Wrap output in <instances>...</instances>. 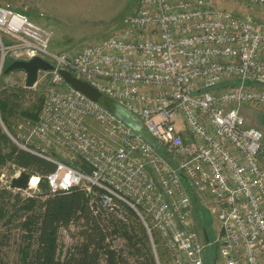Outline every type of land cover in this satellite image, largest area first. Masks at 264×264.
Listing matches in <instances>:
<instances>
[{"label":"built area","instance_id":"obj_1","mask_svg":"<svg viewBox=\"0 0 264 264\" xmlns=\"http://www.w3.org/2000/svg\"><path fill=\"white\" fill-rule=\"evenodd\" d=\"M228 1L264 10V0H141L119 34L72 52L53 51L47 28L0 5V76L9 60L55 67L38 73L35 86L49 84L31 143L21 145L56 166L50 191L81 188L125 223L132 210L174 264H205L213 245L198 231L190 186L210 201L225 263L264 264V133L241 113L264 107V21L222 8ZM59 70L138 117L163 153Z\"/></svg>","mask_w":264,"mask_h":264},{"label":"rangeland","instance_id":"obj_2","mask_svg":"<svg viewBox=\"0 0 264 264\" xmlns=\"http://www.w3.org/2000/svg\"><path fill=\"white\" fill-rule=\"evenodd\" d=\"M141 0H0V5L9 4L20 13L28 15L32 20L47 28L52 33L51 49L55 52H72L88 45L107 40L121 32L127 25L129 19L137 11ZM221 7L238 15L256 17L257 9H243L233 1L221 3ZM264 21V15L260 18ZM9 60V64L13 61ZM6 69V65L4 66ZM49 83L41 81L33 88L26 87V74L18 70L9 74L0 76V100L5 98L1 96L2 92H8L19 95V99L10 102L11 113L8 115V121L3 120V114L0 111V133L7 137L10 142L21 147V145L31 143L29 128L35 124L32 118L26 115H37L39 117L40 106L44 96L45 89ZM247 125L260 129L264 133V107L247 106L241 108ZM91 128L97 134H103L100 127L95 123H90ZM1 147L5 144L0 143ZM22 148V147H21ZM4 153V152H2ZM69 161H75L68 158ZM28 171L18 168L10 160L1 168L0 187H9L11 181L21 173ZM29 174V173H28ZM36 175H31V178ZM38 177V176H37ZM39 178V177H38ZM14 199L12 203H5L6 215L4 221L0 223L1 230L9 233V241L5 248L7 260L11 264L20 263L24 251L29 249L30 241L24 230V211L15 213L13 205L18 199L21 202H27L40 194L39 185L30 191L13 189ZM199 198V208L196 202L195 222L201 237L203 230L201 221H204L208 232L209 240L213 243L212 247L206 249L205 257L207 261L217 260V264H226L220 256L219 248L216 243L220 236L221 227L217 217L213 216L204 204L210 203L207 198ZM264 202V201H263ZM203 206V207H202ZM201 216V218L199 217ZM202 219V220H201ZM75 228L72 226L70 232L63 231L59 235V257L63 258L68 246L75 238L72 233ZM157 239L160 243L157 242ZM156 250L152 251L158 264H174L172 255L167 251L164 242L154 235ZM119 243V242H118ZM151 243V241H150ZM160 247V248H159ZM160 249L163 254H160ZM167 249V250H166Z\"/></svg>","mask_w":264,"mask_h":264},{"label":"trees","instance_id":"obj_3","mask_svg":"<svg viewBox=\"0 0 264 264\" xmlns=\"http://www.w3.org/2000/svg\"><path fill=\"white\" fill-rule=\"evenodd\" d=\"M8 62L6 67L10 65ZM1 96L5 98L0 100V111L7 122L11 113L9 103L21 97L8 92H2ZM26 116L38 121L37 115ZM0 143L5 144L3 148L0 145V177L1 168L10 160L40 178V194L36 198L24 203L19 199L13 202L15 213L24 211L22 226L31 239L29 249L23 252L18 264H158L149 236L132 210L125 207L128 214L125 223L96 205L92 207L81 188L52 193L46 181V175L56 168L52 162L15 145L1 133ZM13 191L0 187V223L6 215L5 203H12L14 199ZM72 226L75 241L60 258L59 235L70 232ZM8 241L9 233L0 228V264H11L5 253ZM157 242L160 243L158 239ZM159 252L163 254L161 249Z\"/></svg>","mask_w":264,"mask_h":264},{"label":"water","instance_id":"obj_4","mask_svg":"<svg viewBox=\"0 0 264 264\" xmlns=\"http://www.w3.org/2000/svg\"><path fill=\"white\" fill-rule=\"evenodd\" d=\"M55 67L50 64L48 61L40 58L35 57L29 61L24 60H17L10 63L9 66L6 67L4 70V74H9L14 71H24L26 74V87L33 88L38 79V73L40 70L43 71H53ZM59 74L63 77L65 82L74 90L82 93L91 101L98 103L104 106L107 110L111 113L116 115L119 119L125 122L129 127H131L137 134H139L145 141H147L152 147L159 153H163L164 147L161 143L156 142L153 135L143 126L141 120L132 114L129 110L124 108L118 102L114 101L113 99L107 97L98 89L93 87L86 81H83L77 77H75L71 72L67 70H59ZM171 160V158H170ZM31 180V175L28 173H21L18 177L14 178L11 181L10 188L11 189H18V190H28L29 189V182ZM190 189L195 195V192L190 186Z\"/></svg>","mask_w":264,"mask_h":264},{"label":"crops","instance_id":"obj_5","mask_svg":"<svg viewBox=\"0 0 264 264\" xmlns=\"http://www.w3.org/2000/svg\"><path fill=\"white\" fill-rule=\"evenodd\" d=\"M257 15H255L256 17H254L255 19H259V17L258 16H260V18L262 17V15H264V10H262V9H257ZM261 20V19H260ZM193 200H194V204L196 205V202H197V205H198V210L200 211V208H199V198H197V196L196 195H193ZM203 207V206H202ZM195 209H196V207H195ZM194 217H195V211H194ZM200 218H201V216H199ZM202 220V219H201ZM201 228H202V230H203V237H204V240H209V236H208V232H207V229H206V225H204V221L202 220L201 221ZM206 255V254H205ZM205 264H211V262L210 261H207V259H206V257H205ZM212 264H217V260L216 259H214L213 261H212Z\"/></svg>","mask_w":264,"mask_h":264},{"label":"bare ground","instance_id":"obj_6","mask_svg":"<svg viewBox=\"0 0 264 264\" xmlns=\"http://www.w3.org/2000/svg\"><path fill=\"white\" fill-rule=\"evenodd\" d=\"M37 181H38V177L37 176H33L31 178L30 187L34 188L37 185Z\"/></svg>","mask_w":264,"mask_h":264}]
</instances>
